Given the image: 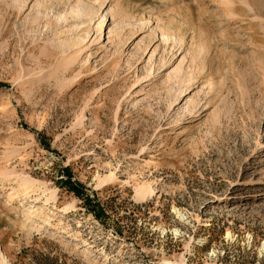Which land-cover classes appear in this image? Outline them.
Masks as SVG:
<instances>
[{"label": "rangeland", "instance_id": "1", "mask_svg": "<svg viewBox=\"0 0 264 264\" xmlns=\"http://www.w3.org/2000/svg\"><path fill=\"white\" fill-rule=\"evenodd\" d=\"M181 262L264 264V0H0V264Z\"/></svg>", "mask_w": 264, "mask_h": 264}, {"label": "bare ground", "instance_id": "2", "mask_svg": "<svg viewBox=\"0 0 264 264\" xmlns=\"http://www.w3.org/2000/svg\"><path fill=\"white\" fill-rule=\"evenodd\" d=\"M21 186H23V188H25V189H28L29 188V186L26 184V182L23 184L22 183V185ZM22 188V189H23ZM147 190L148 189H146V187L145 186H142V187H140L139 189H138V191H137V195H136V198L137 199H142L144 196H145V194H146V192H147ZM44 193H45V191H44ZM55 198V194H53V193H51V195H50V198ZM48 198H47V202H48ZM46 202V203H47ZM61 211H65V209L63 208V209H61ZM41 218V217H40ZM37 226V225H36ZM37 228H39L40 230L42 229V226H37ZM22 229H29L27 226H22ZM31 230V229H30ZM3 260L5 261L6 260V257H4L3 256ZM166 263H168V261L166 262ZM169 264H176V263H169ZM179 264H186L185 262H181V263H179Z\"/></svg>", "mask_w": 264, "mask_h": 264}]
</instances>
